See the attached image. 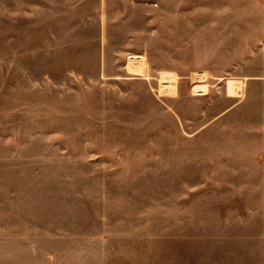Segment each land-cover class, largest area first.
Instances as JSON below:
<instances>
[{"label":"rangeland","instance_id":"obj_1","mask_svg":"<svg viewBox=\"0 0 264 264\" xmlns=\"http://www.w3.org/2000/svg\"><path fill=\"white\" fill-rule=\"evenodd\" d=\"M0 264H264V0H0Z\"/></svg>","mask_w":264,"mask_h":264},{"label":"bare ground","instance_id":"obj_2","mask_svg":"<svg viewBox=\"0 0 264 264\" xmlns=\"http://www.w3.org/2000/svg\"><path fill=\"white\" fill-rule=\"evenodd\" d=\"M127 66L131 70H142L143 68V57L138 56V55H132L129 58ZM163 84L167 87H174L176 85L175 79H169L165 78L163 79ZM229 89L232 91L234 90L235 93L240 92V85L238 84V81L236 79H230L228 82Z\"/></svg>","mask_w":264,"mask_h":264}]
</instances>
